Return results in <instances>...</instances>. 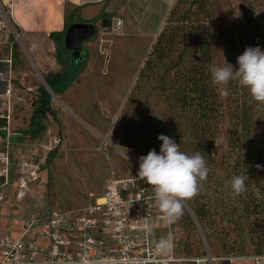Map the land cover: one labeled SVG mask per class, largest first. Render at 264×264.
Instances as JSON below:
<instances>
[{
	"label": "rangeland",
	"instance_id": "obj_1",
	"mask_svg": "<svg viewBox=\"0 0 264 264\" xmlns=\"http://www.w3.org/2000/svg\"><path fill=\"white\" fill-rule=\"evenodd\" d=\"M146 6L151 29L165 18L153 37L100 29L82 50L69 51L63 40L55 46L18 31L12 48H3L1 67L8 71L12 97L11 110L0 106V115L10 111L14 131L26 136L14 153L42 150L53 137L61 144L39 174L46 189L34 187L17 202L16 185L11 186L0 210L8 227L0 234L19 236L20 222L31 214L93 203L112 176L138 177L139 157L152 149L159 154L163 134L188 155L200 152L209 172L199 193L183 202L178 220L149 222V243L171 236L177 256L208 258V253L215 261L207 264H232L231 255L264 252V105L237 81L225 86L227 98L211 82V68L228 63L238 69L237 57L247 47L264 51V0H150ZM125 15L130 11L114 18L123 21ZM72 57L78 63L75 78L64 93L47 90L54 114L40 126L33 121L38 130L27 136L39 87L52 68L48 58L60 63L62 74ZM5 88L0 82V90ZM233 175L245 177L247 188L236 198L225 183ZM149 193L154 194L150 185ZM194 209L201 212V225Z\"/></svg>",
	"mask_w": 264,
	"mask_h": 264
},
{
	"label": "built area",
	"instance_id": "obj_2",
	"mask_svg": "<svg viewBox=\"0 0 264 264\" xmlns=\"http://www.w3.org/2000/svg\"><path fill=\"white\" fill-rule=\"evenodd\" d=\"M12 8V0H0V82L6 84L0 91V106L8 105L10 110V79L4 77L1 65L5 62L3 48H12V36L15 39L19 36ZM123 27V21L114 18L110 33L121 34ZM11 117L10 111L6 116L0 115V121L4 122H0V210L11 195L12 185H16L17 202L25 200L34 187L40 191L46 189L39 174L61 144L59 138L53 137L42 150L27 148L14 153L15 144L23 143L25 136L14 131ZM4 219L0 212V228L6 225ZM152 220L165 221L154 194L149 193V185L138 177L112 176L93 203L73 211L31 214L20 222L19 236L3 231L0 264H201L215 261L209 254L208 258L179 257L174 253L173 243L170 251L158 252L161 239L154 245L149 243ZM231 259L264 264V255Z\"/></svg>",
	"mask_w": 264,
	"mask_h": 264
},
{
	"label": "clouds",
	"instance_id": "obj_3",
	"mask_svg": "<svg viewBox=\"0 0 264 264\" xmlns=\"http://www.w3.org/2000/svg\"><path fill=\"white\" fill-rule=\"evenodd\" d=\"M238 69L227 66L211 68V82L219 89L220 96L227 98L226 87L230 81H237L248 89L250 96L258 104L264 105V51L260 47H247L237 57ZM162 141L159 154L155 149L146 156L139 157L138 178L152 187L154 199L162 219L172 223L182 215L183 202L194 198L203 187L209 168L200 152L188 155L180 150L179 144L166 135H159ZM261 169V165H256ZM233 198L247 191L245 177L233 175L229 181ZM172 248V238H162L157 251L164 253Z\"/></svg>",
	"mask_w": 264,
	"mask_h": 264
},
{
	"label": "crops",
	"instance_id": "obj_4",
	"mask_svg": "<svg viewBox=\"0 0 264 264\" xmlns=\"http://www.w3.org/2000/svg\"><path fill=\"white\" fill-rule=\"evenodd\" d=\"M149 1L150 0H12V16L23 38L45 37L50 43H54L55 46L58 40L52 39L50 35L58 34L65 30V25L67 23L66 16L69 14L73 15L72 25L75 23H94L100 27L104 18L114 19V16L120 17L124 12L129 13L130 11V15H125L123 19V31L127 34L139 33L144 36L153 37L160 30L165 18L158 23L155 29H151L148 17L145 16L147 10L146 4ZM31 46L33 47L34 45ZM32 59L34 61V58ZM36 61L37 63L35 64H41L39 59L36 58ZM66 62L68 65H72V74L77 71L78 68H74L75 63L78 64L75 58H69ZM48 65L52 68L51 70H47L46 75L56 74L61 71V65L55 58H48ZM55 66H57V68L59 67V69L54 70ZM4 73L6 76L8 71ZM74 76L75 75L71 76L70 79L73 80L75 78ZM65 91H63V93ZM9 191H11V189ZM237 261H247L250 264H254V262L250 260H232L231 263L234 264ZM201 264H207V262H202Z\"/></svg>",
	"mask_w": 264,
	"mask_h": 264
},
{
	"label": "trees",
	"instance_id": "obj_5",
	"mask_svg": "<svg viewBox=\"0 0 264 264\" xmlns=\"http://www.w3.org/2000/svg\"><path fill=\"white\" fill-rule=\"evenodd\" d=\"M70 18H71V20H70ZM72 21H73V15L69 14L68 16H66V22L67 23L65 25V30L61 33H58V34H51L50 37L52 39H55V40H59V39L64 40L68 28L73 23ZM62 43L65 46L63 41H62ZM66 50H67V48H66ZM71 68H72V65H71ZM71 68L67 73L48 74L44 77L45 82L50 87V89L52 90L53 93H56L58 90H60V92H63L70 85V83L72 81L70 79L71 75H72V72H71L72 69ZM53 114H54V112H53L52 107H51V95L49 94V92L47 91V89L44 86H40L39 87V96H38V101H37V108L33 113L32 122H31L32 133H29V134L27 133L26 135L27 136L33 135L38 130V127L33 125V121L35 123H38L37 126H40L42 121L48 115H53ZM35 119H36V121H35ZM24 136H25V134H24ZM246 147H248V146H246ZM52 156H53V154H52ZM52 156H50V158L48 159V164L51 162ZM246 156H248V155L246 154ZM245 161H247L246 158H244V162ZM193 213H194V216L197 219L198 223L201 225V222H202L201 221L202 220L201 212L199 210L194 209ZM207 255H208V253H207ZM252 255L262 256V255H264V252L263 251H257L254 249V251L252 252ZM242 256H245V255L243 253H239L238 256H236V257H242ZM229 257L233 258V257H235V255H231ZM200 258H204V257H200Z\"/></svg>",
	"mask_w": 264,
	"mask_h": 264
},
{
	"label": "water",
	"instance_id": "obj_6",
	"mask_svg": "<svg viewBox=\"0 0 264 264\" xmlns=\"http://www.w3.org/2000/svg\"><path fill=\"white\" fill-rule=\"evenodd\" d=\"M112 24L113 18H104L99 28L98 25L94 23H75L71 25L66 32V37L64 40L65 47L69 51L74 49L75 51H77L78 49L82 50L83 42L96 39L98 37L100 29L109 32L111 30ZM75 51L73 52V56L79 58L77 57L78 52ZM44 87L51 94H54L45 81ZM155 121L157 122V124L162 125V121L158 117H155Z\"/></svg>",
	"mask_w": 264,
	"mask_h": 264
}]
</instances>
